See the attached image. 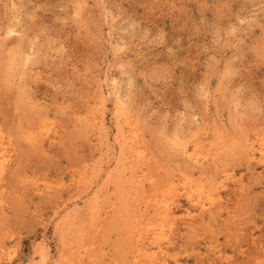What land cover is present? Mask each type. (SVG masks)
I'll list each match as a JSON object with an SVG mask.
<instances>
[{"label": "rangeland", "instance_id": "obj_1", "mask_svg": "<svg viewBox=\"0 0 264 264\" xmlns=\"http://www.w3.org/2000/svg\"><path fill=\"white\" fill-rule=\"evenodd\" d=\"M263 148L264 0H0V264H264Z\"/></svg>", "mask_w": 264, "mask_h": 264}, {"label": "bare ground", "instance_id": "obj_2", "mask_svg": "<svg viewBox=\"0 0 264 264\" xmlns=\"http://www.w3.org/2000/svg\"><path fill=\"white\" fill-rule=\"evenodd\" d=\"M120 99V98H119ZM96 123V122H95ZM97 125V124H96ZM95 126V125H94ZM50 129H51V127H50ZM52 130V129H51ZM54 139V138H53ZM136 139V138H135ZM132 141V140H131ZM139 143V142H138ZM136 145V144H135ZM253 148V147H252ZM141 149V148H140ZM264 149V148H263ZM134 150V149H133ZM262 156V155H261ZM258 159V158H257ZM222 183V182H221ZM176 186V185H175ZM172 188V187H171ZM173 189V188H172ZM174 189H175V187H174ZM171 192H169V194H170ZM173 193V192H172ZM194 197V196H193ZM204 200H206V199H204ZM168 202V201H167ZM169 205V204H168ZM205 205V204H204ZM165 208H167V207H165ZM205 208V207H204ZM168 209V208H167ZM169 210V209H168ZM200 210H202V209H200ZM162 212V211H161ZM167 213V212H166ZM171 213V212H170ZM162 214V213H161ZM164 214V213H163ZM167 215H169V212H168V214ZM168 218V217H167ZM166 218V219H167ZM151 231V230H150ZM146 232V231H145ZM149 235V234H148ZM146 237V236H145ZM141 238V237H140ZM158 238V237H157ZM162 239V238H161ZM159 240V239H158ZM162 242V241H161ZM143 243V242H142ZM158 243H160V242H158ZM161 244V243H160ZM158 245V244H157ZM142 246V245H141ZM145 246V245H144ZM152 246V245H151ZM160 246V245H159ZM157 247V246H156ZM143 248V247H142ZM162 248V247H161ZM158 249V248H157ZM148 250V249H147ZM150 252V251H149ZM146 253V252H145ZM158 256V255H157ZM145 257H146V255H145ZM139 258V257H138ZM148 258V257H147ZM150 258V257H149ZM138 262V261H137ZM145 262V261H144ZM148 263V262H147ZM150 264V263H149Z\"/></svg>", "mask_w": 264, "mask_h": 264}]
</instances>
